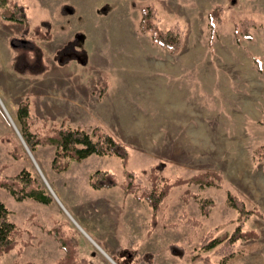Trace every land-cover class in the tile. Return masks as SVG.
I'll list each match as a JSON object with an SVG mask.
<instances>
[{"label": "rangeland", "instance_id": "374dc122", "mask_svg": "<svg viewBox=\"0 0 264 264\" xmlns=\"http://www.w3.org/2000/svg\"><path fill=\"white\" fill-rule=\"evenodd\" d=\"M14 1L25 7L30 28L48 20L52 36L35 39L48 71L19 75L11 69L9 38L18 37L23 25L0 18V179L28 171L54 196L46 204L17 201L0 189V202L23 231L18 240L29 242L20 256L15 249L0 264H57L65 253L52 229L61 224L72 231L85 264H113L108 258L115 264H203L193 258L197 254L213 264H264V161L255 154L264 146V0ZM145 5L155 8L161 29L180 30L176 53L139 31ZM62 6L68 15L60 13ZM214 8L220 15L212 32L208 13ZM243 23L249 39L236 34ZM77 33L86 64L59 65L55 52ZM21 102L28 104L30 133L62 123L88 132L98 128L125 146L127 164L116 156L90 155L56 172L49 145L29 150L34 163L18 136ZM157 164L171 181L206 171L221 181L218 187H172L147 236L151 208L124 195L119 185L124 171H131L150 189L142 172ZM96 170L114 174L118 185L92 189L89 175ZM228 194L259 215L239 219ZM203 199L212 203L207 214ZM238 225L258 237L238 240L231 258L223 260L219 247L203 246L208 234L230 235Z\"/></svg>", "mask_w": 264, "mask_h": 264}, {"label": "trees", "instance_id": "16d2710c", "mask_svg": "<svg viewBox=\"0 0 264 264\" xmlns=\"http://www.w3.org/2000/svg\"><path fill=\"white\" fill-rule=\"evenodd\" d=\"M66 6H62L60 13L68 15L65 10ZM69 13H72V8ZM220 8H214L208 13L209 24L213 32L214 23L219 19ZM0 18L5 21L20 23L23 29L18 37L9 38L10 48L13 51L11 58V69L25 76H39L48 71L49 66L44 58L42 49L36 44L35 39L50 40L51 24L48 20H42L36 26L30 28L28 16L25 7L14 0H0ZM246 23V22H244ZM236 25V34L249 39V35L245 30V24ZM32 30V37H27ZM139 31L142 34H148L152 42L159 47L166 49L169 53L174 54L179 50L181 43V33L177 27L172 26L167 29H161L157 24V12L151 5H145L140 9ZM82 36L77 33L72 39L68 40L60 49H58L53 59L59 65H65L70 61H76L81 65L86 64V50L82 47ZM260 64V60H255ZM17 118L22 122L21 136L27 148L33 152L37 145H49L54 148V157L52 161V169L61 172L69 168L70 163L80 162L90 155L96 156H116L121 160L123 166L127 164L128 152L125 146L115 139L109 133L103 132L98 128L88 132L82 128L69 127L62 123L59 126H48L47 133L34 134L27 129L31 123L29 116V108L27 102H21L17 109ZM264 124V122H262ZM8 141L10 139L8 138ZM12 155H16L11 152ZM257 160L264 161V146L255 151ZM163 167L160 164L152 166L147 173L150 181V189L140 185V181L136 180V176L131 171H124V180L119 187L124 195H132L137 199L145 200L152 210V219L150 222V230L147 236L151 235L155 227V215L160 211L161 203L166 199L172 187L182 183H193L199 186H219L221 177L215 172H200L188 179L181 177L171 181L165 178L161 171ZM89 185L92 189L99 190L103 188H112L118 185L117 178L114 174L107 171L96 170L89 175ZM0 189H6L10 192L15 200L31 199L40 203H49L52 197L44 192L37 184L36 180L30 176L28 171L21 172L13 178L0 179ZM229 204L238 212L241 219L249 216L251 213L259 215L255 210L247 212L242 201L235 196L228 194ZM211 201L202 200V213L207 214V206L211 205ZM10 211L0 202V258L17 249V255L20 256L22 248L28 246L29 242H20L18 239L22 235V230L18 228L9 218ZM186 223L197 226L199 223L195 220H187ZM54 237L61 243L65 255L58 260L57 264H85L84 259L78 258L77 241L72 236L65 225H58L52 229ZM258 235L255 231H242L241 225H238L230 234L222 236L207 235L201 240L206 249L219 247L218 254L222 255L223 260H227L234 255V245L240 239H255ZM202 261L203 264H213L207 257H201L199 254L193 257Z\"/></svg>", "mask_w": 264, "mask_h": 264}, {"label": "water", "instance_id": "95a60500", "mask_svg": "<svg viewBox=\"0 0 264 264\" xmlns=\"http://www.w3.org/2000/svg\"><path fill=\"white\" fill-rule=\"evenodd\" d=\"M9 118V117H8ZM14 126V125H13ZM15 128V127H14ZM18 136H19V138H20V141L22 142V145H23V147L25 148V150H26V152L28 153V155L31 157V159L33 160V162H34V159L32 158V155H31V153H30V151H29V149L27 148V146H26V144L24 143V141H23V139H22V137L20 136V134H18ZM35 163V162H34ZM38 168V167H37ZM51 192V191H50ZM51 195H52V197L54 196V194L51 192ZM109 260L111 261V259L109 258ZM111 262H113V261H111Z\"/></svg>", "mask_w": 264, "mask_h": 264}, {"label": "bare ground", "instance_id": "6f19581e", "mask_svg": "<svg viewBox=\"0 0 264 264\" xmlns=\"http://www.w3.org/2000/svg\"><path fill=\"white\" fill-rule=\"evenodd\" d=\"M9 120H10V122H11V124H13L14 125V123H13V121L9 118ZM108 257V256H107ZM109 259V258H108ZM112 261V260H111ZM113 264H115L114 262H112Z\"/></svg>", "mask_w": 264, "mask_h": 264}, {"label": "crops", "instance_id": "0c3cea01", "mask_svg": "<svg viewBox=\"0 0 264 264\" xmlns=\"http://www.w3.org/2000/svg\"><path fill=\"white\" fill-rule=\"evenodd\" d=\"M2 81V80H1Z\"/></svg>", "mask_w": 264, "mask_h": 264}]
</instances>
